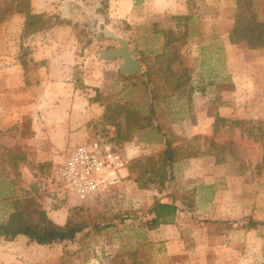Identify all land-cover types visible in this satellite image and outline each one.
I'll use <instances>...</instances> for the list:
<instances>
[{
    "label": "rangeland",
    "instance_id": "rangeland-1",
    "mask_svg": "<svg viewBox=\"0 0 264 264\" xmlns=\"http://www.w3.org/2000/svg\"><path fill=\"white\" fill-rule=\"evenodd\" d=\"M21 1L0 0V29L19 15L14 12ZM29 10L51 19V28L39 31L46 32L41 36L46 45L49 30L68 27L67 34L52 33L51 41L59 44L66 36L58 53L67 52L69 60L73 55L69 79L84 90L85 100L130 107L139 123L149 126L130 132L133 119L128 118L127 128L124 115L117 116L120 132L112 144L128 159L126 178L84 201L61 185L58 173L65 154L54 164L31 165L29 173L4 175L10 181H0V191L10 183L12 199L36 193L55 223L73 217L87 228L71 242L49 246L29 243L23 236L0 240V264H264V155L257 150L258 142L264 146L263 125L239 122L250 141L228 143L221 131L229 120L217 117L212 137H182L190 130L185 125L195 108L210 116L215 109L225 113L245 102V108L264 105V47L251 49L229 40L236 1L30 0ZM251 14L264 23V0H252L245 16ZM22 29L16 39L37 33L21 36ZM104 29L127 41L141 65L137 94L130 90L133 75L119 72L121 60L104 66L107 62L98 59L101 51L120 47L102 35L99 30ZM107 69L117 71V92L109 93L111 83L108 95L101 97L94 84ZM161 134L178 147L179 158L168 168L170 180L164 184L157 173L165 150ZM114 135L113 127L91 122L82 144ZM125 144H130L128 150ZM137 162L147 169L138 178ZM158 202L174 203L178 213L172 225L149 229L145 223Z\"/></svg>",
    "mask_w": 264,
    "mask_h": 264
},
{
    "label": "crops",
    "instance_id": "crops-1",
    "mask_svg": "<svg viewBox=\"0 0 264 264\" xmlns=\"http://www.w3.org/2000/svg\"><path fill=\"white\" fill-rule=\"evenodd\" d=\"M23 25L24 16L15 15L0 29V181L6 182L10 180L4 175L29 173L31 165L54 164L64 158V154L67 158L68 153H72L82 141L89 138L91 122L107 126L104 116L108 107L105 102L85 100L84 90L70 82L69 71L73 70L71 66L74 64V57L69 55V60L67 52L58 53L57 47L62 42V45L67 44L66 36L59 39V44L56 39L51 41L52 33L67 34L68 27L58 31L49 30L50 42L46 45L41 38L46 32H37L24 39L18 36L16 39L15 34L17 31L21 32ZM113 64L115 63L107 62L104 66ZM107 70L109 72H102L97 78L98 84H94L99 88L101 97L108 95L107 86L111 83L113 86L111 85L109 93L113 95L117 92V71ZM140 74L130 78V90L136 94L137 80L143 73ZM246 105L247 102L242 107L231 106L225 113H219L215 109L210 116L195 108L191 115L193 117L185 125L190 130L182 137H212L215 135L216 118L225 117L229 124L221 132L228 135V143L230 140L236 142L237 139L250 141L248 135L237 125L242 121L253 120L259 121L264 127V105L245 108ZM161 138L164 140L162 135ZM133 140H136L135 136ZM258 144L257 150L263 156L264 146L259 142ZM112 146L117 150L115 145ZM124 146L128 150L130 144ZM117 151L123 154L122 151ZM243 157L249 161V156ZM11 190L10 183H6L5 188L0 191V220H5L11 213L10 202L14 196ZM177 246L180 251V246Z\"/></svg>",
    "mask_w": 264,
    "mask_h": 264
},
{
    "label": "trees",
    "instance_id": "trees-1",
    "mask_svg": "<svg viewBox=\"0 0 264 264\" xmlns=\"http://www.w3.org/2000/svg\"><path fill=\"white\" fill-rule=\"evenodd\" d=\"M235 1V23L229 33L230 43L244 42L251 49L264 47V23L258 22L254 14H251L249 17L245 16L248 9L251 8L252 0ZM29 6L30 0H22L14 12L15 14L23 15L25 18L21 36L26 37L51 28L50 25H48L49 27L47 26V23L51 19L44 20L42 14L32 13L29 10ZM244 20L247 23L244 24ZM145 86H148V83H145ZM122 114L126 120L127 128L128 118L130 117L134 121L132 127L129 128L130 132L149 126L148 124H143L141 121L139 123L136 111L130 107L122 105L108 107L104 116L105 123L115 128L116 131L114 138L108 139L107 142L117 141V132H120V124L116 119L117 116L120 117ZM148 120L145 119V121ZM156 130H159V128L157 127ZM161 135L165 139V150L162 154V164L159 165L157 173H161L160 179L163 180L162 184H164L165 181L170 180L171 172H168L167 177L165 176L168 168L179 158L177 157L178 147H172L171 142L166 139L167 136ZM134 166L140 168L137 171L138 173H136L137 178L147 172V169L142 167L139 162ZM154 175H156V172ZM10 209L11 213L0 223V240L6 242L14 241L19 236H23L29 243L49 246L56 243L71 242L87 228V224L84 221H78L73 217H69L64 224L55 223L46 213L40 196L36 193L22 198L11 199ZM177 213L178 207L174 203L158 202L151 209L150 214L152 218L145 224L149 229H154L161 225H172ZM249 225L256 226L257 223L249 222ZM262 225L264 226V224Z\"/></svg>",
    "mask_w": 264,
    "mask_h": 264
},
{
    "label": "built area",
    "instance_id": "built-area-1",
    "mask_svg": "<svg viewBox=\"0 0 264 264\" xmlns=\"http://www.w3.org/2000/svg\"><path fill=\"white\" fill-rule=\"evenodd\" d=\"M128 159L111 143L94 140L77 146L59 169L63 188L84 201L119 186L126 178Z\"/></svg>",
    "mask_w": 264,
    "mask_h": 264
},
{
    "label": "water",
    "instance_id": "water-1",
    "mask_svg": "<svg viewBox=\"0 0 264 264\" xmlns=\"http://www.w3.org/2000/svg\"><path fill=\"white\" fill-rule=\"evenodd\" d=\"M105 38L112 39L119 43L120 47L101 51L98 59L102 62H111L113 60H121L119 72L125 76H135L141 73V65L132 56L129 43L115 33L109 30H99Z\"/></svg>",
    "mask_w": 264,
    "mask_h": 264
}]
</instances>
